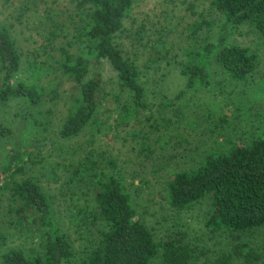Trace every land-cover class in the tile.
<instances>
[{
  "label": "trees",
  "instance_id": "trees-1",
  "mask_svg": "<svg viewBox=\"0 0 264 264\" xmlns=\"http://www.w3.org/2000/svg\"><path fill=\"white\" fill-rule=\"evenodd\" d=\"M139 1L71 0L67 15L42 16L28 49L16 23L0 20V222L33 244L3 251L0 264H203L205 250L185 223L173 216L158 234L138 212L117 155L102 142L123 130L153 166L172 161L167 147L180 130L221 138L197 166L168 168L165 202L178 215L208 201L207 229L224 238L210 264L264 259V242L250 241L264 228V80L250 79L261 56L235 39L245 33L264 43V0H211L203 11L190 3L197 19L172 13L159 26L135 18ZM236 84L250 87L247 97ZM61 99L68 108L57 136L73 161L47 166L39 135ZM255 116L256 132L245 135ZM85 133L89 147L64 143Z\"/></svg>",
  "mask_w": 264,
  "mask_h": 264
},
{
  "label": "rangeland",
  "instance_id": "rangeland-1",
  "mask_svg": "<svg viewBox=\"0 0 264 264\" xmlns=\"http://www.w3.org/2000/svg\"><path fill=\"white\" fill-rule=\"evenodd\" d=\"M210 1L211 0H141L134 8L133 14L139 22H153L156 26L160 25L159 19L165 20V17L172 13L175 15V18H180L184 23L191 22L197 19V15H193L191 11L187 9L189 4L195 3L196 10L203 11L204 9L211 8ZM72 4L71 0H0V20L16 23L13 28L14 36L19 44L24 46V49H28L32 48L35 37L39 39L38 32H42V16L45 13L58 14L60 16L67 15L73 7ZM166 11L168 13H166ZM20 12L22 14H19ZM16 16L23 19L22 24L16 22ZM235 39L240 43L255 47L261 56L257 70L254 72L255 74L253 73L251 77L249 76L251 84L257 86L264 80V43L254 35H246L245 33L237 34ZM104 72L105 76L111 73L108 65H105ZM175 73L171 74L172 81L174 77V83H178L182 86L184 84V79L182 76H179V74L174 75ZM212 83L216 85L214 79H212ZM235 87L236 90H245L243 97H247V90L250 87L248 88L245 84H236ZM217 90L216 88V91ZM50 106L51 104H46L44 108ZM51 107L52 123L45 132L39 135L41 136L40 145H42L43 153L45 154L42 163H45L47 166L73 161L69 153L63 154L60 150L63 141L57 136L58 128L61 124V117L67 112V100L61 99ZM10 110L14 113V103L13 107H10ZM260 120L261 118L258 119L257 116H255L254 123H246L242 128L243 132L246 133L245 135L256 132V125L259 124ZM243 132L238 133L237 136H242ZM113 134V132H108V137L103 135L102 142L109 151L117 155V160L125 172L128 190L136 203L140 215L143 214L150 217L149 220L157 227L156 233L158 234L163 233L165 231L164 227H170L175 221L185 223L190 238L196 241L195 243L199 251H201L200 248L205 250V252L201 254V260L199 261L203 262V264H210L215 258L216 250L221 248L220 243L222 242H220V240L224 238L220 236L217 237L218 239L212 237V234L207 229L205 220L209 205L208 201L204 199L177 215L175 211L168 208L165 202L166 190L164 180L170 166H175L177 169L197 166L204 160L209 149L216 146L221 138L215 135L211 136L200 130L195 132L184 129L180 130L178 131V136L172 139L167 147V152L171 154L172 161L170 163H161L159 166H153V160L148 159L143 161L142 157L136 154V151L132 148V144L134 143L124 130L121 131L117 137H113ZM80 137L81 139L76 138L64 143L71 144L72 149L77 145L80 146L79 149L81 150L84 147H89V134L85 133ZM6 149V146L3 147L4 152ZM3 151L0 153V164H2L1 162L4 158ZM77 151L78 153L75 155V159L78 158L79 155L81 156L79 150ZM35 166V173L39 175L42 167L41 165ZM173 216L176 217L175 221L172 220ZM166 219L168 221H166ZM62 228L65 229L67 233H73L69 225H65ZM0 232L5 234V239H0V253L13 246H21L23 248H29L31 245L33 246L31 241L24 234L16 233L15 230L4 221L0 222ZM250 238L253 245L260 247L261 243L264 242V228L258 229ZM260 263L264 264V259Z\"/></svg>",
  "mask_w": 264,
  "mask_h": 264
}]
</instances>
